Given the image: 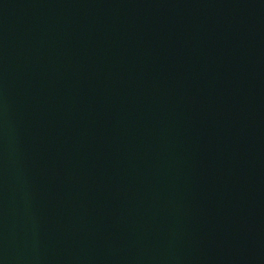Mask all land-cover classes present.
Listing matches in <instances>:
<instances>
[{
    "label": "water",
    "instance_id": "water-1",
    "mask_svg": "<svg viewBox=\"0 0 264 264\" xmlns=\"http://www.w3.org/2000/svg\"><path fill=\"white\" fill-rule=\"evenodd\" d=\"M0 264H264V0H0Z\"/></svg>",
    "mask_w": 264,
    "mask_h": 264
}]
</instances>
